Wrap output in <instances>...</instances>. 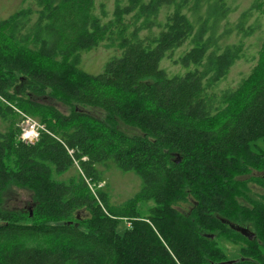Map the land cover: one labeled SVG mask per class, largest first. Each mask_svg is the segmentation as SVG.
Returning <instances> with one entry per match:
<instances>
[{"label":"trees","instance_id":"16d2710c","mask_svg":"<svg viewBox=\"0 0 264 264\" xmlns=\"http://www.w3.org/2000/svg\"><path fill=\"white\" fill-rule=\"evenodd\" d=\"M36 1V13L0 21V264H220L230 260L220 239L239 248L233 264H264V194L251 186L264 191V39L249 77L219 99L242 54L212 49L208 23L226 16L225 0L198 29L186 11L200 13L201 0H116L107 23L95 0ZM114 34L120 57L82 71L81 54ZM187 43L185 74L169 77L161 62ZM13 107L49 133L25 142ZM108 162L142 181L122 206L102 188ZM76 164V177L55 178ZM14 188L31 192L27 209L7 207Z\"/></svg>","mask_w":264,"mask_h":264},{"label":"rangeland","instance_id":"374dc122","mask_svg":"<svg viewBox=\"0 0 264 264\" xmlns=\"http://www.w3.org/2000/svg\"><path fill=\"white\" fill-rule=\"evenodd\" d=\"M219 0H201L200 13L186 11L188 16L194 22L198 29L202 20L209 16V9ZM96 13L102 16L101 8L104 6L107 16H102L104 23L109 22L113 16L116 0H95ZM194 3V0H192ZM225 9L228 11L225 17L216 19L211 16L208 23L209 35L213 36L212 49L223 51L228 45H242V54L239 60L232 67L229 76L221 81L214 89L220 99L221 95L227 91L235 90L240 84L249 77L253 68L257 65L259 52L264 39V0H225ZM30 9L34 13L39 9L36 0H0V21L6 20L14 14ZM171 12L165 9L160 18V23L164 24L166 16ZM36 15H32V21H35ZM202 17V18H200ZM160 32V29H153L152 31L142 32V38L148 36H155ZM192 47V43H187L182 48L176 50L172 54H168L161 62V68L166 71L169 77L182 76L186 69L177 64V60L183 56L185 51ZM121 50L117 42V35L114 34L108 38L100 46L90 52L81 54V62L79 68L91 75H98L103 72L106 64L116 57H120ZM195 67L192 66L190 70ZM44 104H51L56 106L63 114L68 115L70 109L53 100L46 99L41 101ZM21 116V115H20ZM104 116V114H102ZM35 121L40 122L38 117L30 116ZM17 125L24 130L25 122L22 116L18 119ZM3 131L8 129L7 124L0 123ZM121 129L128 134H138L136 130L121 126ZM260 148L264 149V144H258ZM98 169L103 176V190L108 194L109 200L114 206H122L128 200L132 199L142 188L141 179L133 172L120 171L113 162H108L106 165H101ZM80 173L79 166L76 164L68 173L56 176L59 181L68 182L71 178L76 177ZM254 175H260L253 173ZM255 194H264V191L252 185ZM93 189L94 187L91 186ZM95 191V188L93 189ZM32 194L28 191L12 189L7 195V207L10 209H27L31 205ZM153 206V202L144 203L141 207V212L145 213ZM191 203L181 206L180 210L184 213L189 212ZM220 246L227 254L229 261H234L239 257V248L232 245L224 239L219 240Z\"/></svg>","mask_w":264,"mask_h":264},{"label":"built area","instance_id":"2783aa9c","mask_svg":"<svg viewBox=\"0 0 264 264\" xmlns=\"http://www.w3.org/2000/svg\"><path fill=\"white\" fill-rule=\"evenodd\" d=\"M0 100L7 103L6 100H4L0 96ZM8 104V103H7ZM23 118V121L25 122V128L23 130L22 139L27 143H35L41 134V132H47L49 131L46 129L45 125L42 123H39L35 121L32 117H30L27 114H24L17 108L13 107ZM70 154H73V151H70Z\"/></svg>","mask_w":264,"mask_h":264},{"label":"water","instance_id":"95a60500","mask_svg":"<svg viewBox=\"0 0 264 264\" xmlns=\"http://www.w3.org/2000/svg\"><path fill=\"white\" fill-rule=\"evenodd\" d=\"M177 164H180L181 163V159H179L178 157V160L176 161ZM234 229H236L238 232H240L242 235L248 237L249 239H253L255 236L254 234L250 233L248 231V229L246 228H236V227H233ZM220 264H233V261H227V262H224V263H220Z\"/></svg>","mask_w":264,"mask_h":264}]
</instances>
